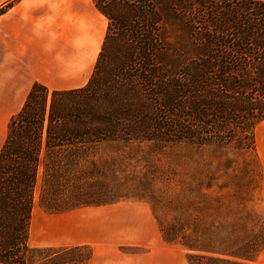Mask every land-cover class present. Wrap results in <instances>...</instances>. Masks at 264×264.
<instances>
[{
  "label": "trees",
  "instance_id": "obj_1",
  "mask_svg": "<svg viewBox=\"0 0 264 264\" xmlns=\"http://www.w3.org/2000/svg\"><path fill=\"white\" fill-rule=\"evenodd\" d=\"M92 1L107 24L86 83L50 90L35 82L7 122L0 264H27L34 250L28 240L40 166V203L86 205L72 164L60 159L65 149L157 141L253 150L254 127L264 121V0ZM36 250L56 254V264H86L90 255L79 245Z\"/></svg>",
  "mask_w": 264,
  "mask_h": 264
},
{
  "label": "rangeland",
  "instance_id": "obj_2",
  "mask_svg": "<svg viewBox=\"0 0 264 264\" xmlns=\"http://www.w3.org/2000/svg\"><path fill=\"white\" fill-rule=\"evenodd\" d=\"M253 133V150L157 141L65 149L60 159L89 196L67 209L40 203V166L27 264H56L36 249L75 245L88 248L86 264H264V121Z\"/></svg>",
  "mask_w": 264,
  "mask_h": 264
},
{
  "label": "crops",
  "instance_id": "obj_3",
  "mask_svg": "<svg viewBox=\"0 0 264 264\" xmlns=\"http://www.w3.org/2000/svg\"><path fill=\"white\" fill-rule=\"evenodd\" d=\"M106 24L92 0H0V133L33 83H86ZM259 197L264 207V181Z\"/></svg>",
  "mask_w": 264,
  "mask_h": 264
},
{
  "label": "bare ground",
  "instance_id": "obj_4",
  "mask_svg": "<svg viewBox=\"0 0 264 264\" xmlns=\"http://www.w3.org/2000/svg\"><path fill=\"white\" fill-rule=\"evenodd\" d=\"M35 211H36V209H34V208H33V209H32V213L34 214V213H35Z\"/></svg>",
  "mask_w": 264,
  "mask_h": 264
}]
</instances>
